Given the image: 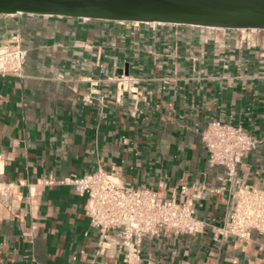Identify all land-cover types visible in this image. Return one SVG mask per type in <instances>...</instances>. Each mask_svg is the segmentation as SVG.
<instances>
[{"label": "crops", "instance_id": "crops-1", "mask_svg": "<svg viewBox=\"0 0 264 264\" xmlns=\"http://www.w3.org/2000/svg\"><path fill=\"white\" fill-rule=\"evenodd\" d=\"M26 52L0 75V264H120L87 196L61 185L103 170L188 202L201 234L146 237L142 264H264V236H216L239 190L264 193V30L0 16V47ZM258 141L230 180L202 138L210 123Z\"/></svg>", "mask_w": 264, "mask_h": 264}, {"label": "built area", "instance_id": "built-area-1", "mask_svg": "<svg viewBox=\"0 0 264 264\" xmlns=\"http://www.w3.org/2000/svg\"><path fill=\"white\" fill-rule=\"evenodd\" d=\"M27 52L18 44L0 47V75L22 76ZM210 160L224 167L228 178L236 176L243 157L258 141L241 127L215 121L202 134ZM61 185L72 186L87 196L86 214L102 235L117 231L123 254L120 264H142L146 237H159L166 229L176 235L201 234L207 224L195 217L188 202L166 201L158 193L124 186L113 174L98 170L85 176H70ZM14 184L0 183V196L14 195ZM264 236V193L239 190L236 202L216 236L246 239L252 231Z\"/></svg>", "mask_w": 264, "mask_h": 264}, {"label": "water", "instance_id": "water-1", "mask_svg": "<svg viewBox=\"0 0 264 264\" xmlns=\"http://www.w3.org/2000/svg\"><path fill=\"white\" fill-rule=\"evenodd\" d=\"M264 30V0H0V16Z\"/></svg>", "mask_w": 264, "mask_h": 264}]
</instances>
